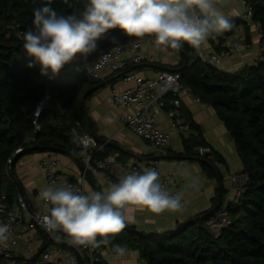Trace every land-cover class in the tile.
Returning a JSON list of instances; mask_svg holds the SVG:
<instances>
[{
    "label": "trees",
    "instance_id": "trees-1",
    "mask_svg": "<svg viewBox=\"0 0 264 264\" xmlns=\"http://www.w3.org/2000/svg\"><path fill=\"white\" fill-rule=\"evenodd\" d=\"M247 1L261 36L262 50L255 65L228 73L202 61L187 43L179 51L172 49L179 55V61L171 70L180 73V82L200 102L215 110L234 143L242 172L247 174L238 201L226 207L231 224L218 236H213L204 226L220 200L224 202L226 190L221 185V195L217 191L212 207L188 221L159 233L137 234L134 226L127 225L112 238L111 244L101 245L100 250L118 244L136 250L144 264H264V0ZM86 3L87 0H0V196L4 194L9 204L14 203L22 190L13 170L22 156L54 152L72 156L83 166L82 148L73 142V137L89 131L82 98L84 95L85 99L89 98L101 80H91L82 71L46 78L23 49L21 34L33 27L36 8L50 4L58 14L67 15L83 10ZM108 33L105 40L97 42L93 56L116 44L110 43L99 50L108 40L127 37L120 29ZM249 43L246 36V44ZM185 58L188 65L182 68ZM29 63L33 66L28 67ZM45 96L48 99L35 117L36 104ZM169 98L167 95L166 99ZM184 123L188 133L182 134L183 151L177 155L178 159L197 158L209 177L214 175L205 161L212 163L221 182L217 163L223 160L212 149L211 154H198L197 147L208 146L201 128L193 121ZM108 145L103 146L98 158L108 156L111 149ZM18 148L22 151L13 156ZM9 158L11 163H7ZM193 220H196L194 224L179 232ZM42 251L41 248L39 255L29 258L17 254L10 258L0 256V264H53L40 257ZM95 264L107 263L100 256Z\"/></svg>",
    "mask_w": 264,
    "mask_h": 264
},
{
    "label": "crops",
    "instance_id": "crops-1",
    "mask_svg": "<svg viewBox=\"0 0 264 264\" xmlns=\"http://www.w3.org/2000/svg\"><path fill=\"white\" fill-rule=\"evenodd\" d=\"M215 6L233 24L229 34L244 32L250 39L249 45L242 51L225 55L218 68L228 73H234L244 67L255 65L262 50L258 26L253 23L245 27L241 20L243 7L239 0H215ZM108 36L109 33L101 40H105ZM140 41L142 43L141 51L145 55L144 59L139 64L127 65L119 73L108 70L101 72L99 79H96L101 82L97 85L95 92L84 101V113L89 126L88 133L104 145L109 144L111 149L108 151V156L117 157L120 154L119 158L115 160L118 168H126L134 164L140 168L155 165L159 174L172 175L180 183V193L185 201V206L181 210L165 211L158 215L149 211H137L135 213L136 222L128 224L140 231L159 233L170 230L177 223L186 222L198 213L212 207L217 194L214 177H209L206 174L199 161L194 158L184 160L167 158L182 153V134L186 136L188 133L187 131L180 133L179 130L173 129L172 123L179 124L189 120L200 126L206 144L213 150L215 156L223 160L222 163H217L219 170L229 174L240 172L242 164L234 143L223 122L217 117L215 110L203 102H194L190 97L182 96L180 110L178 109L173 117L168 115V109L156 110L154 113L160 127L170 135L169 144L165 149L153 148L146 141L135 136L120 121L121 115L130 114L136 108L135 106L116 108L106 103V97L114 83L119 84L120 91L131 85V83H122L121 78L117 80L116 78L122 73H133L142 78L151 79L156 77L160 71L171 70L179 61L177 53L171 48L158 47L153 37H145ZM199 50L209 54L219 52L220 48L209 37ZM194 51L198 52L197 49ZM124 58L127 59L128 55H124ZM77 71L86 72L89 79L95 80L89 76L88 66L83 60L66 65L57 76L53 77L51 73L44 76L48 79L59 78ZM100 84L104 85L98 87ZM168 100L166 99V101ZM46 155L56 160L57 169L60 172L66 174L73 181L82 182L84 191L103 193L111 184L116 183L114 178L107 179L95 171L84 173L83 166L74 157L66 154L54 152L26 154L15 162L13 170L22 187L19 195L25 199L30 208L40 207L39 192L47 187L41 168V159ZM226 200L231 199L225 195L224 202ZM27 227V219L23 218L18 224L19 245L15 250V255L29 258L35 254L39 255V250L42 248L41 258L42 253L48 251L53 264H69L67 258L72 251L62 242L61 235L54 232L52 236L47 237L40 229ZM59 233L63 235L62 232ZM58 236L60 238H57ZM7 243L0 245L5 246ZM59 247L64 248V254L57 252ZM101 257L107 264H144L138 252L131 249H127L125 256L117 257L112 248L106 247L101 250Z\"/></svg>",
    "mask_w": 264,
    "mask_h": 264
},
{
    "label": "clouds",
    "instance_id": "clouds-1",
    "mask_svg": "<svg viewBox=\"0 0 264 264\" xmlns=\"http://www.w3.org/2000/svg\"><path fill=\"white\" fill-rule=\"evenodd\" d=\"M33 17V27L21 34L23 49L40 66L41 75L53 77L77 58L86 60L112 29L137 39L151 36L158 47L179 51L184 43L199 50L214 33L233 27L215 0H87L79 12L60 15L45 4L33 10ZM73 142L82 146L81 154L95 144L87 137H73ZM159 181V173L148 169L121 176L103 193L81 192L70 185L45 187L40 197L51 207L43 226L66 234L73 245L107 246L136 222L137 211L158 215L181 210L182 197L170 194ZM10 235L9 226L0 224V244ZM112 250L117 257L127 254L118 244Z\"/></svg>",
    "mask_w": 264,
    "mask_h": 264
},
{
    "label": "built area",
    "instance_id": "built-area-1",
    "mask_svg": "<svg viewBox=\"0 0 264 264\" xmlns=\"http://www.w3.org/2000/svg\"><path fill=\"white\" fill-rule=\"evenodd\" d=\"M243 7L241 20L246 27L253 24L252 21V7L247 0H239ZM225 31L223 33H214L211 37L213 42L220 48L219 52L204 53L198 50L197 56L204 62L212 66L219 67L222 58L230 53L240 52L246 46V35L244 32L230 33ZM142 43L140 40H131L130 42L116 43L108 49L102 50L97 56L93 53L87 59L77 58L75 61L83 60L88 66V73L92 79H99L101 72L108 70L110 72L119 73L127 65L139 64L145 57L141 51ZM124 55H128L125 59ZM106 57L104 59H101ZM97 65H99L97 67ZM180 73L176 71H160L156 77L145 79L133 73H126L121 78V82L130 84L123 90H119V84L114 83L110 89L109 95L106 97V103L116 108H128L135 106V111L130 114L120 116V121L123 122L129 130L138 138L146 141L150 146L156 149H165L169 144L170 135L163 130L154 113L156 110L164 109L168 106V115L173 117L179 106L182 96H187L193 99L194 102H200L199 98L192 94L188 86L180 82ZM169 95L170 98L166 101L165 97ZM48 96L42 98L35 107L34 115L37 117L41 112ZM172 128L179 130L180 133L188 131L184 122L172 123ZM79 137H87L95 142L83 153L81 161L83 164L84 173L95 171L100 176L109 179L114 178L118 183L119 178L123 175L132 172H143L148 169H154L158 172L155 165H150L146 168H140L136 164L130 165L126 168H118L115 163L116 156H107L103 159L98 158V153L102 151L103 143L98 141L88 132L81 131ZM82 148V146L80 145ZM198 154H211L209 146L197 147ZM22 149L18 148L14 154H18ZM9 158L7 163H11ZM41 168L45 178L46 186L58 187L62 185H70L74 190L85 192L82 182L71 180L66 174L57 169V162L54 158L46 155L41 159ZM220 169V168H219ZM221 185L228 192L233 190L234 195L232 202H237L241 192L243 191L247 174L240 171L235 173H225L220 170ZM159 173V172H158ZM160 183L172 195L180 193V183L175 180L172 175H161ZM39 208H30L25 199L21 195H17L13 204H9L4 194L0 196V224H7L10 229V238L7 245H0V256L10 258L15 255V250L19 245L18 240V224L23 218L27 219V228H38L47 237L53 235L54 232L47 230L43 226V216L48 214V209L51 207L40 197L39 192ZM182 208L185 206V201L182 197ZM227 200L223 202L220 209L204 221V226L213 235L218 236L220 232L231 224V218L227 212ZM62 242L69 246L72 253L68 256L67 262L69 264H95L101 256L99 247L93 248L91 246L73 245L69 242V238L63 233ZM57 252L64 254V248L59 247ZM114 253V252H113ZM115 254V253H114ZM42 259L46 262H52V258L48 251L42 253Z\"/></svg>",
    "mask_w": 264,
    "mask_h": 264
},
{
    "label": "water",
    "instance_id": "water-1",
    "mask_svg": "<svg viewBox=\"0 0 264 264\" xmlns=\"http://www.w3.org/2000/svg\"><path fill=\"white\" fill-rule=\"evenodd\" d=\"M116 30H119V29H116ZM145 37H147V36H145ZM134 39H137V38H132V37H128V36H127V37H122V38H117V39H110V40H108L104 45H102L101 47H99L98 49L101 50V49H103L105 46H107V45H109L110 43H113V42H114V43H123L124 41L134 40ZM187 65H188V59L185 58V60H184V66H183L182 68L186 67ZM169 71H176V72H177V70H169ZM103 85H104V84H100L98 87H101V86H103ZM85 97H86V95H84L83 98H82L83 104H84V101H85ZM167 158L176 159V158H178V157H177V156H169V157H167ZM194 159H195V158H194ZM196 160L198 161L197 158H196ZM205 162H206V164L208 165V167L211 169V171L213 172L214 179H215L216 184H217L218 195H219V197H220V195H221V182H220V178H219L218 173H217V169L215 168V166H214L212 163H210V162H208V161H205ZM10 170L12 171V167L10 168ZM13 180H15L14 177H13ZM15 182H16L15 184H16V186H17V188H18L19 184L17 183L16 180H15ZM20 192H21V191H20ZM230 204H231V200H227L226 205L229 206ZM221 205H222V200H220L219 204L213 209V212L217 211V210L220 208ZM195 221H196V220H193V221H191V222L186 223V224L184 225V227H183L179 232L183 231V230L186 229L187 227H189V226H191L192 224H194ZM135 231H136L137 234L142 233V231L137 230V229H136ZM49 263H50V262H49Z\"/></svg>",
    "mask_w": 264,
    "mask_h": 264
},
{
    "label": "rangeland",
    "instance_id": "rangeland-1",
    "mask_svg": "<svg viewBox=\"0 0 264 264\" xmlns=\"http://www.w3.org/2000/svg\"><path fill=\"white\" fill-rule=\"evenodd\" d=\"M225 195H227L228 199H232L234 192H233V190H229Z\"/></svg>",
    "mask_w": 264,
    "mask_h": 264
}]
</instances>
